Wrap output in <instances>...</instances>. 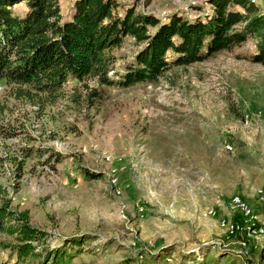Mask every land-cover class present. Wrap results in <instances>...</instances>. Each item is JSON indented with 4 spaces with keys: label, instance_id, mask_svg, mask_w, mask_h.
<instances>
[{
    "label": "rangeland",
    "instance_id": "374dc122",
    "mask_svg": "<svg viewBox=\"0 0 264 264\" xmlns=\"http://www.w3.org/2000/svg\"><path fill=\"white\" fill-rule=\"evenodd\" d=\"M75 1L58 0L63 17ZM114 1L119 13L133 7L163 23L209 9L207 0ZM253 2L264 13V0ZM140 49L124 38L108 78L119 80ZM255 53L251 39L188 66L168 53L155 82L67 79L55 101L17 100L0 82V205L27 212L43 235L36 251L64 252L68 264H264V66ZM235 198L246 215L231 208ZM15 260L0 250V262Z\"/></svg>",
    "mask_w": 264,
    "mask_h": 264
},
{
    "label": "trees",
    "instance_id": "16d2710c",
    "mask_svg": "<svg viewBox=\"0 0 264 264\" xmlns=\"http://www.w3.org/2000/svg\"><path fill=\"white\" fill-rule=\"evenodd\" d=\"M19 3L25 12L15 15L13 7ZM253 3L207 0L209 9L202 17L173 16L163 23L133 7L119 13L114 0H76L65 17L58 0H0V82L14 88L15 99L31 102L55 101L67 79L126 89L155 82L171 64L202 62L248 39L255 42L252 63L264 66V13ZM126 37L141 49L114 82L108 78L110 53ZM168 53L174 54L171 64ZM98 96L91 91L90 99ZM2 113L0 104V119ZM9 204L3 200L0 205V236L14 237V243L0 241V250L13 254L15 264H68L64 252L36 251L34 243L43 235L30 226L27 212L13 213Z\"/></svg>",
    "mask_w": 264,
    "mask_h": 264
},
{
    "label": "bare ground",
    "instance_id": "6f19581e",
    "mask_svg": "<svg viewBox=\"0 0 264 264\" xmlns=\"http://www.w3.org/2000/svg\"><path fill=\"white\" fill-rule=\"evenodd\" d=\"M247 1H251L253 2V0H247ZM257 196L259 198V201L261 202L263 209H264V193L262 191H257ZM231 208H234L236 210H238L239 212L243 213V214H247L248 213V208L247 205L242 202L241 200H239L238 198H235L231 201L230 203ZM211 215H214L213 213H210ZM264 227V226H263ZM239 228L237 226H233L230 228L231 233H234L235 231H237ZM258 234H262L264 232V228H258L257 229Z\"/></svg>",
    "mask_w": 264,
    "mask_h": 264
}]
</instances>
